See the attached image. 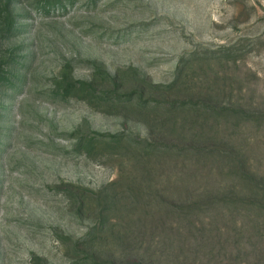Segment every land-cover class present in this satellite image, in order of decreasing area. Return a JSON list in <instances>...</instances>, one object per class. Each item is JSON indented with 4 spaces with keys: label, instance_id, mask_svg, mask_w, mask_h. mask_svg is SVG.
Segmentation results:
<instances>
[{
    "label": "rangeland",
    "instance_id": "obj_1",
    "mask_svg": "<svg viewBox=\"0 0 264 264\" xmlns=\"http://www.w3.org/2000/svg\"><path fill=\"white\" fill-rule=\"evenodd\" d=\"M244 135L264 151V0H0V264H131L186 216L219 244L232 217L171 192Z\"/></svg>",
    "mask_w": 264,
    "mask_h": 264
},
{
    "label": "trees",
    "instance_id": "obj_2",
    "mask_svg": "<svg viewBox=\"0 0 264 264\" xmlns=\"http://www.w3.org/2000/svg\"><path fill=\"white\" fill-rule=\"evenodd\" d=\"M249 138L244 135L226 145L215 139L212 148L191 152V165L184 166L182 182L171 192L178 200H190L187 207L208 219L212 204L222 207L232 217L227 224L229 216L223 213L222 226L227 225L219 244L226 246L219 252V244L209 245L201 231L207 226L186 216L177 226L165 227L131 264H217L219 255L239 253L247 262L255 259L246 264H264V151L250 149Z\"/></svg>",
    "mask_w": 264,
    "mask_h": 264
}]
</instances>
